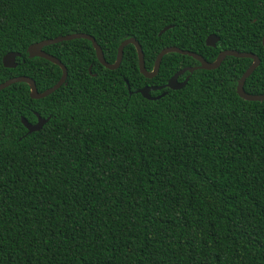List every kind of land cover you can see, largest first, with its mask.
<instances>
[{
    "label": "trees",
    "instance_id": "trees-1",
    "mask_svg": "<svg viewBox=\"0 0 264 264\" xmlns=\"http://www.w3.org/2000/svg\"><path fill=\"white\" fill-rule=\"evenodd\" d=\"M70 33L92 36L108 63L132 37L146 71L166 46L207 61L250 52L243 90L264 93V0H0V82L53 85L59 67L26 47ZM42 50L65 67L58 88L0 89V264H264V100L235 93L249 58L184 72L183 86L145 99L135 90L197 62L168 52L146 78L132 44L115 69L86 39ZM7 52L19 54L12 68ZM35 114L47 120L27 132L20 117Z\"/></svg>",
    "mask_w": 264,
    "mask_h": 264
},
{
    "label": "water",
    "instance_id": "water-1",
    "mask_svg": "<svg viewBox=\"0 0 264 264\" xmlns=\"http://www.w3.org/2000/svg\"><path fill=\"white\" fill-rule=\"evenodd\" d=\"M169 27H170V25H166V26L162 27L157 32V35H159L162 31L166 30ZM73 38H82V39H86V40L90 41L91 47H92V49L94 51V55L96 57V60L99 62L100 65H102L103 67H105L107 69H115L120 62V59L122 56L123 46L126 44H132L134 49H135V53H136L138 72L146 78H151L152 76H154L156 74L161 57L165 53H168V52H174V53H178L181 55L190 56L191 58H193L197 62L196 65L186 66V67H182L181 69H178L165 81V83H163L161 85L142 86L141 88L135 90V92L139 93L145 99H155V98H158L165 93L164 91H162L161 93H159L157 95L150 96L149 95L150 91L159 90L161 88L178 89L181 86H183L184 83L186 82L188 76H185L183 78V80L180 82H177V77L179 75L183 74L184 72L191 73L194 69H207V70L214 69V68L218 67V65L220 64V62L222 61V59L225 56H234V57L249 58L251 60V63L248 65V67L241 73V75L236 80V84H235L236 95L238 97H240L241 99L249 100V101L264 100V93H261V94L246 93L242 87L244 79L251 73V71L258 65V62H259L258 57L253 53L240 52V51H236L233 49H224L216 55V57L214 58L213 61H207L202 56H200L199 54L194 53L192 51L180 49L176 46H166V47L161 48L157 52V54L155 55L151 70L146 71L144 68V65H143V56H142V51L140 49V45L137 43V41L134 38L129 37V38H126V39H123L122 41H120V43L118 44V46L116 48V54H115L114 62L108 63L103 59L101 49H100L99 45L94 41L93 37L88 35V34H85V33H70V34L60 35V36H56V37H52V38L42 39L40 41L31 43L26 47L27 57H33V56L41 57V58L46 59L49 62H51V63H53L59 67L60 76L58 77L56 82L53 85H51L50 87L44 89L41 92H38L35 88L34 81L30 77H27L24 75H18V76L10 77V78L0 82V89L4 88V87H6V86H8L14 82H24L28 86L29 97L37 99V98H41V97L46 96L47 94H49L50 92H52L53 90L58 88L62 84V82L64 81V79L66 77L65 67L57 58H55L54 56L44 52L42 50V47L49 45V44L56 43V42H60L63 40L73 39ZM217 40H218V36L215 35L214 33H211L205 37L204 44L206 46L214 47L215 42H217ZM260 41H261L262 47L264 48V34L262 35ZM16 56H19V54L17 52L5 53L1 58L2 66L6 67V68L14 67L15 66L14 58ZM35 116H36V120L34 123H28L23 117H20V123L23 125V127L26 129L27 132L38 130L42 126V124L47 120V118H41L37 114H35Z\"/></svg>",
    "mask_w": 264,
    "mask_h": 264
},
{
    "label": "flooded vegetation",
    "instance_id": "flooded-vegetation-1",
    "mask_svg": "<svg viewBox=\"0 0 264 264\" xmlns=\"http://www.w3.org/2000/svg\"><path fill=\"white\" fill-rule=\"evenodd\" d=\"M181 75H182V74H181ZM183 78H184V77H183ZM183 78H182V79H183ZM182 79H181V80H178V77H177V82H180V81H182ZM35 120H36V119H35Z\"/></svg>",
    "mask_w": 264,
    "mask_h": 264
}]
</instances>
